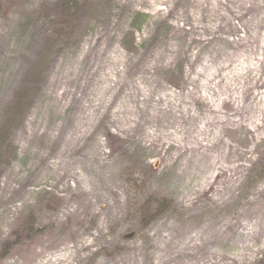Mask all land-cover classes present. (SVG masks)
Wrapping results in <instances>:
<instances>
[{"label": "rangeland", "instance_id": "1", "mask_svg": "<svg viewBox=\"0 0 264 264\" xmlns=\"http://www.w3.org/2000/svg\"><path fill=\"white\" fill-rule=\"evenodd\" d=\"M57 1L0 0V264H264V124L223 84L264 0H87L54 40Z\"/></svg>", "mask_w": 264, "mask_h": 264}, {"label": "bare ground", "instance_id": "2", "mask_svg": "<svg viewBox=\"0 0 264 264\" xmlns=\"http://www.w3.org/2000/svg\"><path fill=\"white\" fill-rule=\"evenodd\" d=\"M259 66H261V72H262V70L264 69V57L257 67L254 68L246 67L238 72H235L223 78V84L226 90V97L228 91L230 92L231 90L235 89V87L239 84L240 79L245 78L247 80V83L240 84L241 95L238 99H234L235 100L234 106L231 110H229L228 115L230 113H234L231 116L233 115L243 116L241 113L244 112H247L248 114H250V112H252V114L254 113L252 115L253 118L248 120L250 122V125H252V128L254 126L256 127L259 124L261 125L264 124V90L262 92L256 90V88L260 85L259 81L261 80L264 82V77L260 78L259 76H257ZM263 82H261V86L263 85ZM219 84H220V80H217L216 87H218ZM252 94L253 96H251ZM203 100L205 101V96L203 97ZM212 106H214V104L211 101V102H207V105L203 107L211 109ZM214 112L216 115L214 119L217 121L219 120L218 118L219 112L216 110V108L214 109ZM239 126L240 124H237V128ZM202 130L205 131V129ZM78 247L80 246L73 245L71 249L64 254V258L69 261L76 259Z\"/></svg>", "mask_w": 264, "mask_h": 264}, {"label": "trees", "instance_id": "3", "mask_svg": "<svg viewBox=\"0 0 264 264\" xmlns=\"http://www.w3.org/2000/svg\"><path fill=\"white\" fill-rule=\"evenodd\" d=\"M87 2V0L81 2L78 0H60L55 2L54 10L57 13L54 11V14L57 21L53 35L54 40L61 38L64 34L68 35L76 27L78 16L85 9Z\"/></svg>", "mask_w": 264, "mask_h": 264}]
</instances>
